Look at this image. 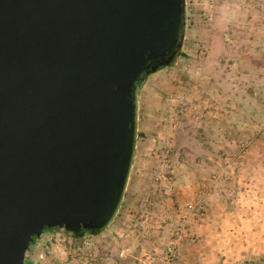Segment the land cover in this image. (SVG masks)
Listing matches in <instances>:
<instances>
[{
    "label": "water",
    "instance_id": "95a60500",
    "mask_svg": "<svg viewBox=\"0 0 264 264\" xmlns=\"http://www.w3.org/2000/svg\"><path fill=\"white\" fill-rule=\"evenodd\" d=\"M186 0H0V264L46 229L109 228L139 91L183 47Z\"/></svg>",
    "mask_w": 264,
    "mask_h": 264
},
{
    "label": "rangeland",
    "instance_id": "374dc122",
    "mask_svg": "<svg viewBox=\"0 0 264 264\" xmlns=\"http://www.w3.org/2000/svg\"><path fill=\"white\" fill-rule=\"evenodd\" d=\"M183 47L139 91L135 158L99 235L27 264H264V0H186Z\"/></svg>",
    "mask_w": 264,
    "mask_h": 264
},
{
    "label": "trees",
    "instance_id": "16d2710c",
    "mask_svg": "<svg viewBox=\"0 0 264 264\" xmlns=\"http://www.w3.org/2000/svg\"><path fill=\"white\" fill-rule=\"evenodd\" d=\"M178 53H179V52H178ZM177 55H178V54H177ZM177 55L175 56L174 60L172 61V63H171L170 65H172V64L175 62ZM161 68H163V67H161ZM161 68H160V69H161ZM148 77H149V75L146 76V79H147ZM54 229H55V228H53V229H46V231H50V230H54ZM85 234H91V232L86 231ZM85 234H84V235H85ZM76 237H78V236H76ZM37 239H38V238H35L33 244L37 241ZM31 245H32V244H31Z\"/></svg>",
    "mask_w": 264,
    "mask_h": 264
}]
</instances>
